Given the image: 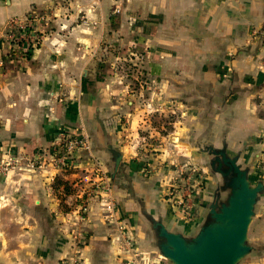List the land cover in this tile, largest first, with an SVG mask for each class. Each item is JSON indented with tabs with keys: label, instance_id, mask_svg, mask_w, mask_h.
<instances>
[{
	"label": "crops",
	"instance_id": "0c3cea01",
	"mask_svg": "<svg viewBox=\"0 0 264 264\" xmlns=\"http://www.w3.org/2000/svg\"><path fill=\"white\" fill-rule=\"evenodd\" d=\"M62 5L89 8L99 22L94 26L98 34L73 32L87 28L70 15L29 57H11L9 20ZM64 27L70 34L65 35ZM102 41L143 49L154 97L187 110L169 138L177 142L178 153L193 158L204 171L190 217L163 197L171 173L165 155L159 156L163 160H158L155 176L144 177L134 142L112 137L96 113L95 94L67 106L49 95L79 68L82 55L92 60V46ZM80 43L86 46L84 54L77 49ZM262 95L264 0H0V153H32L36 146L51 144L58 126L67 123L90 128L95 150L108 164L121 156L118 172L126 180L118 196L119 223L106 221L101 208L91 206L82 264H171L158 249L152 222L162 220L185 236L197 233L217 193H226L219 184L222 178L206 167L209 147L225 146L247 167L246 158L257 154L253 138L264 130L258 108ZM114 165L116 169V161ZM40 173L30 170L25 180L0 175V264H61L71 253L69 233L51 216L54 199L42 180L48 181L52 171ZM120 220L125 223L121 230ZM121 232L132 237L131 245L124 247ZM249 263L264 264V249L243 264Z\"/></svg>",
	"mask_w": 264,
	"mask_h": 264
},
{
	"label": "rangeland",
	"instance_id": "374dc122",
	"mask_svg": "<svg viewBox=\"0 0 264 264\" xmlns=\"http://www.w3.org/2000/svg\"><path fill=\"white\" fill-rule=\"evenodd\" d=\"M89 11V8L75 7L73 9L66 5L59 8L50 6L38 9L32 17H29L27 34L29 39H32L33 46L21 51L11 46L10 56L29 57L58 29L55 28L58 24H63L67 17L71 18L70 15H74L75 19L87 28H78L73 32L81 34L97 31L98 34L94 26L99 22L93 19ZM60 16L63 19L59 18ZM92 27L94 28L90 29ZM67 28L62 29L65 35L70 34ZM114 31L116 36L120 35L118 29ZM6 33H9V28ZM92 48V60L85 61L86 56L82 55L84 61L79 62V68L73 70L68 81L58 82L56 90L49 92V95L55 101L67 106L73 105L72 102L89 101V96L95 94L100 106L96 113L104 122L103 124L106 122L105 126H108L112 137L120 141L122 139V142L128 139L134 142L137 149L135 151L138 154L136 158L138 157L142 162L143 176L146 178L155 176L158 171V160H163L159 159V156L163 154L171 172L163 190V197H177L191 190L194 193V201L202 184L200 177L204 172L203 168L193 158L178 153L180 149L177 142L169 138V135L174 133L176 125L187 115V110L169 99L160 102L154 97L155 89L149 88L152 86L150 66H147L144 50L136 44L123 47L120 43L102 41ZM77 49L84 54L86 46L80 43ZM258 108L264 116V95L258 97ZM134 122L138 124L135 128ZM89 129L84 125L72 127L70 124L63 123L58 126L51 144L36 146L32 153L15 150L0 153V175L7 180L14 177L25 180L30 170L43 175L40 172L47 168L51 169L52 173H49L48 181L47 178L42 177L49 195L54 199V205L50 207L51 216L60 227L66 226L70 237L68 238L71 253L61 260V264L75 255L80 256L82 263V248L88 241L87 215L91 206L98 205L106 221L119 223L118 196L120 186L125 185L126 178L120 174L121 171L118 172L119 167L115 169V158L108 164L95 150L96 144ZM253 139L252 144L257 148L255 151L257 154L253 153L246 158L249 160L246 162V168L249 170L252 183L256 184L259 180L264 181V130ZM70 140L74 142L73 147L69 145ZM212 157L213 154L209 150L207 156L209 162L208 164L206 162V167L210 174H218L221 179L222 176L211 168ZM219 184L224 189L225 179L222 178ZM224 191L226 193L223 199L227 195V190ZM172 200L174 202V199ZM109 202L111 204L114 202L115 206L110 208ZM112 213L114 216L111 215ZM120 221L122 222L119 225L121 230L125 223L123 220ZM8 228L9 224H6L5 229ZM124 235L125 233L121 232L124 247L131 245L132 237H128L129 234L125 237ZM248 242L252 250L239 264L244 263L253 252L264 249V189L255 206V215L249 227Z\"/></svg>",
	"mask_w": 264,
	"mask_h": 264
},
{
	"label": "water",
	"instance_id": "95a60500",
	"mask_svg": "<svg viewBox=\"0 0 264 264\" xmlns=\"http://www.w3.org/2000/svg\"><path fill=\"white\" fill-rule=\"evenodd\" d=\"M209 149L213 154L211 168L225 179L227 195L223 199L217 193L206 220L192 236L168 229L162 220L152 222L158 249L171 264H239L252 250L249 227L264 181L252 183L248 168L238 162L237 155H229L225 146ZM120 157L116 158V169Z\"/></svg>",
	"mask_w": 264,
	"mask_h": 264
},
{
	"label": "built area",
	"instance_id": "2783aa9c",
	"mask_svg": "<svg viewBox=\"0 0 264 264\" xmlns=\"http://www.w3.org/2000/svg\"><path fill=\"white\" fill-rule=\"evenodd\" d=\"M36 11H32L27 15L26 17H12L9 22H8V28H9V33H7L8 38L12 42V47L21 50H25L29 46H33V41L32 39H29L28 33V27H29V17H32ZM13 28H17L18 30H14ZM76 141V140H75ZM70 146H74L73 140H70L69 142ZM65 158L64 156H62ZM65 160V159H64ZM193 191L188 190L186 193L179 194L177 197L176 196H171L169 197V200L174 204V207L178 211V213L184 217H190V215L195 212L194 210V205H193ZM175 194V193H174ZM174 199V202L173 200ZM111 204V202H109ZM111 206H115V203L112 202ZM112 207V208H113ZM113 210V209H111ZM114 216V214H111ZM63 264H82L80 260V256H72L70 259L66 260L63 262ZM133 264H138L136 261L133 262ZM243 264V263H241ZM251 264V263H249Z\"/></svg>",
	"mask_w": 264,
	"mask_h": 264
}]
</instances>
